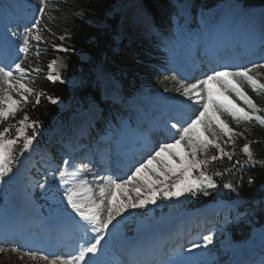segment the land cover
<instances>
[{"label": "snow or ice", "instance_id": "obj_1", "mask_svg": "<svg viewBox=\"0 0 264 264\" xmlns=\"http://www.w3.org/2000/svg\"><path fill=\"white\" fill-rule=\"evenodd\" d=\"M39 16L34 18L30 27L24 29V34L19 37V52L27 53L30 48V41L37 42L36 55H39V42H41V20L46 13V0H39ZM35 30V31H34ZM17 36V33H11ZM61 40L64 37H60ZM55 47L60 48V45ZM66 50V49H65ZM55 61L48 65L49 74L47 79L59 81L61 77L53 70ZM264 68L262 63H250L240 66H221L219 70L213 69L206 74L202 80L186 83L185 80H178V87L174 90L182 92V95L190 101L199 105L198 114L194 115L187 122L174 123L171 128L177 130L171 142L160 143L146 159L137 162L134 170L126 178L105 176L99 185L98 197L93 189L88 185L83 174L91 172L87 164L73 165L70 160H64L62 166L58 167L54 177H59V187L63 189V199L67 205L75 212L80 220L90 226L93 234L79 247L78 255H45L38 250H28L23 252L20 258L28 256L32 260H42L45 264H88L86 257L89 254L95 255L100 250L105 234L109 226L122 217L129 209L145 208L149 204H155L158 199L171 200L185 195L196 196L203 193L209 194L208 189L217 188V183L213 175L208 174V166L211 162L222 160L227 157L233 159V153L225 151L221 144L227 145L233 142V138L243 133H236L221 119L219 112H227L232 119L239 125L253 120L260 125H264V116L257 115L261 111L254 100L244 91L242 84H247L254 92L264 93V83L258 78L257 69ZM32 72H39V68L31 69ZM256 73V74H254ZM30 69L24 66V60L17 55L16 59L9 63L0 62V124L14 119L20 110L21 103H27L29 95H36V103H39L43 93L36 94L33 88L28 86ZM177 81V76L165 77ZM15 94V96L13 95ZM226 93H234L242 100L246 107H241L229 98ZM15 97H19L18 99ZM53 104L57 100L49 97ZM29 117L25 114L15 125L9 124L0 130V180L13 171L12 165L17 157L14 151L17 145H22L21 153L30 149L37 135L39 121L28 123ZM15 135L12 138V130ZM29 130L31 134H29ZM214 147L217 155H209V149ZM242 152L247 154V162L254 164L256 161L250 144L243 145ZM178 161V162H177ZM240 161H236L239 164ZM264 163V161H260ZM69 167L74 170L69 171ZM214 175H222L216 172ZM69 177L78 178V182L73 186L69 185ZM96 179V177H93ZM251 178L249 183H251ZM41 189L47 187V182L38 185ZM67 186V187H66ZM223 187L235 191L232 183H225ZM129 191L136 194L135 199L129 195ZM121 194L125 198H121ZM87 235V233H86ZM204 247L211 244L213 234L210 232L202 237ZM193 248L201 245H192ZM21 253L19 246L0 243V253L6 251ZM191 250V249H190ZM189 250V251H190Z\"/></svg>", "mask_w": 264, "mask_h": 264}, {"label": "trees", "instance_id": "obj_2", "mask_svg": "<svg viewBox=\"0 0 264 264\" xmlns=\"http://www.w3.org/2000/svg\"><path fill=\"white\" fill-rule=\"evenodd\" d=\"M116 1L75 0V5L71 7L75 8L74 11L67 12L61 17L60 13H57L53 19L51 27L54 30L51 32V46H61L59 50L55 47L54 51H58L66 56L68 69L70 70L69 75L73 76L82 67L81 56L89 53L92 57L96 58L107 48L112 33L108 28L94 24L107 22V24L112 25L114 28L117 26V18H115L116 20H112L106 14L107 10ZM144 1L150 11L156 13L159 7L158 3L164 0ZM248 1L260 2L261 0ZM68 8L69 6L66 7V9ZM80 10L83 12L82 16L77 14ZM88 19H91L92 23H89ZM60 37H64V39L61 40ZM123 56L126 57L124 54L121 55L118 62L121 61ZM40 62H43V64L42 66H38L41 73L37 76V91H35L36 94L43 93L40 96L39 103H36L35 94L29 95L28 102L21 103L20 110L14 119L9 120L7 126L9 124L15 125L25 114L29 117V123L31 121H39V123L45 125L50 122L58 110L49 97L60 100L68 96L70 90L68 85L61 82H52L46 77L50 59L46 60V58L42 59L41 57ZM91 78L93 83L90 82L89 86L96 84V79L93 76ZM80 79L87 84L88 80L86 77ZM91 89L92 94H97V89L92 87ZM14 131L15 129L13 128L12 132ZM243 131L245 138L236 136L233 138V142L227 145L223 144L225 138H221L220 142L224 146L225 151L234 154L233 159L230 161L227 157H224L222 160L211 162L208 166V174L213 175L217 183L216 192L232 196L238 202L249 201L251 195L258 196L264 194V163H260V161H264V128L256 124L244 127ZM246 143L250 144L252 149L253 157L256 161L254 164L248 163L247 155L242 152V146ZM209 155H217V150L212 147ZM236 161H240V163L236 164ZM216 172H221L222 175H214ZM250 178L252 180L251 183H249ZM225 183H232L235 191L223 187ZM212 202L211 196H203L201 193H198L196 196L188 195L185 205L196 208Z\"/></svg>", "mask_w": 264, "mask_h": 264}, {"label": "rangeland", "instance_id": "obj_3", "mask_svg": "<svg viewBox=\"0 0 264 264\" xmlns=\"http://www.w3.org/2000/svg\"><path fill=\"white\" fill-rule=\"evenodd\" d=\"M56 1V0H55ZM58 1V4H59V6H60V15H62V14H65V13H67V12H72V11H74V9L75 8H71L72 6H74L75 5V0H57ZM125 1V0H124ZM124 1H121V0H118L117 1V3L116 4H120V5H122L121 3H123ZM135 2L137 1V0H134ZM208 1H212V0H208ZM216 1V0H215ZM205 3V0H197L196 1V3H195V7H198V6H200V5H202V4H204ZM116 4H114L116 7H118V5H116ZM112 6V8H111V10H109L108 12H107V15L109 16V17H113V15L114 14H117L118 12H119V9H117V10H115V6ZM67 6H69V8L68 9H66V7ZM125 7V6H124ZM264 8V7H263ZM262 8V9H263ZM51 9H52V2L50 1V0H46V13H45V15H47L48 17L51 15ZM261 9V10H262ZM123 10H124V8H123ZM264 10V9H263ZM136 11H137V13L139 14V15H136V16H138V17H140V15H141V13H140V11H138L137 9H136ZM77 13H79V12H77ZM45 15H44V17H45ZM30 16L33 18V20H34V18H36V17H38L39 16V12H38V9H34L33 10V12L30 14ZM44 17H43V19L41 20L42 21V23H41V26L40 27H42V26H44V24H46V22L47 21H45L44 20ZM137 17V18H138ZM120 22H121V25H120V29L118 30V34L120 35V36H122V35H124L125 33H127V35H128V37H129V41H131L132 39H134V37H136L137 35H140V34H144V32H143V30H144V28H147L146 27V25L140 20V19H134V23L131 25V24H129L128 25V28H129V30L128 31H125V27H124V25H125V23H122V20H120ZM252 22H256L257 23V25H259V22L258 21H252ZM31 25V24H30ZM97 25H99V26H105V23H103V22H101V23H98ZM243 26V25H242ZM241 26V27H242ZM258 26H256V28H257ZM256 28H255V30H256ZM262 28H263V26H262ZM147 30V29H146ZM41 35V37H42V39H41V42H39V55L37 56L36 55V51H37V48H36V45H37V42L35 41V40H31L30 41V45H29V48H30V50H29V52L27 53V56H28V54H31V56H29V57H27V58H29V61L28 62H26V59H23L24 61H25V63L28 65V67H29V69H30V72L32 73H30V77H29V80H30V82H28V85L29 86H31L30 84H32L33 85V78H34V74H35V72H32L31 71V69H32V67H31V61H32V59L34 60V59H39V57L41 58V56H43V58H46L48 55H50V54H53V55H55L54 54V52H51V51H49V49H50V43H51V37L49 36V35H47L45 32H44V34H40ZM166 54H167V56H169L170 55V53H169V48H167L166 49ZM24 56H25V54H24ZM171 58V57H170ZM2 62H5V60L3 59L2 60ZM58 65L59 66H62L61 68H59L58 67ZM62 68H66V65H65V58H63L62 56H60V55H58L57 56V54H56V57H55V63H54V67H53V69H54V71H58L59 69H62ZM262 70H264V69H262ZM262 70H260V71H262ZM171 71V70H170ZM100 72L101 73H104V71L102 70V69H100ZM259 72V71H258ZM258 72H256V73H258ZM263 72V71H262ZM262 72H259L258 73V78L259 79H261L260 81L262 82V83H264V74L262 73ZM173 74H175V72H170V77L173 75ZM255 74V73H254ZM101 75H103V74H101ZM176 75V74H175ZM105 76V78H107V79H109L110 77L109 76H107V75H104ZM177 78H178V76H177ZM171 80V79H170ZM178 80H180L179 78L177 79V81H173L172 80V82H168V83H166V85H167V88H165L164 89V91H166L167 93H169L170 95H173L174 97H179V95L182 93V92H169V90H168V87L169 86H175V87H178ZM197 80H199V79H197ZM112 81H113V79H112ZM108 84H109V86H111V84L109 83V82H107ZM190 83H192V82H190ZM165 86V85H164ZM242 86V88L244 89V91L250 96L251 94L250 93H248L247 91H246V86H248L247 84H242L241 85ZM105 87H108V85L105 83ZM248 87H250V86H248ZM113 89V90H110V89ZM251 88V87H250ZM110 92H116V90H115V87H114V84L112 85V87H110L109 88V91H108V93L110 94ZM13 95H14V93H13ZM226 95H228L229 96V98L231 99V100H233L236 104H238L236 101H235V98L233 97V95H235L234 93H226ZM259 95H264V93H259ZM16 98V97H15ZM182 98H185L187 101H188V99H187V97H185V96H182ZM113 100V109H111L110 110V112L108 113V114H104L103 113V115H102V117L101 118H99V121H100V129L101 130H106L107 131V135H110V132H109V129L110 128H113L114 126H116L119 122H121V120L123 119V117H124V113L125 112H130L129 114H131V111H132V115H130L131 116V119L133 120V122H132V124H131V126H133V124L134 123H137V124H139V120H136L135 119V116H136V114H137V116H138V111L135 109V108H130V109H128L129 107H131L134 103V100L132 99L131 100V102L130 103H128V106H127V108H124V110H125V112H120V108L122 107H120L119 105H117V107H116V104H117V100H114V99H112ZM119 100V99H118ZM239 100V102H241L242 104H244L243 103V101L242 100H240V99H238ZM182 103H185L184 101L182 102ZM193 104V102L191 101L190 102V105H192ZM196 105V104H195ZM199 106V105H198ZM244 107H246L245 105H243ZM142 107V106H141ZM185 107H186V105H185ZM184 107V108H185ZM188 108V107H187ZM187 112V111H186ZM195 114H198V112H197V110H195L193 113H192V115H191V118H194V115ZM92 115V111L91 112H89V113H87V114H85V115H83V116H80V117H82V122H81V124L82 123H85L86 122V120L88 119V117H90ZM219 115H220V117H221V119L222 120H224L226 123H227V119H229V118H231L232 119V117L227 113V112H223V111H220L219 112ZM72 123V124H71ZM81 124H80V126H81ZM228 124V123H227ZM77 125V123H76V121H75V118H73V120L68 124V126H65L62 130H61V132H63L64 130H66L67 128H72V127H74V126H76ZM143 125V124H142ZM229 125V124H228ZM121 128V127H120ZM131 128V127H130ZM161 131V130H160ZM86 134V133H85ZM96 134V133H95ZM71 135L72 136H75V135H73V131L71 132ZM175 135H176V133H175ZM174 135V136H175ZM68 137H69V135H68ZM73 138V137H72ZM159 138V137H158ZM71 139V138H70ZM171 140V139H170ZM169 140V141H170ZM168 142V141H167ZM96 146V144H93V147H95ZM104 147V146H103ZM156 148V147H155ZM78 149H79V146H78ZM89 149H91V148H89ZM85 155H88V154H85ZM80 162V161H79ZM81 164H84V162H83V160L80 162ZM95 168L93 167V168H91V170L93 171ZM131 173H128V174H124V175H122V178H126L127 177V175H130ZM97 175H98V173H97ZM88 184H90V185H95V186H98V184L99 183H97V182H95V181H93L92 180V182L90 181V182H88ZM92 189H93V192H94V194H96L97 195V197H98V190H99V188L96 190V188H94V187H92ZM129 195H131L132 197H133V199H135V197H136V194L134 193V192H132V191H129V193H128ZM118 195L123 199V198H125V197H123L121 194H119L118 193ZM56 201H57V210H59V211H61V210H63L64 208H63V204H64V199H63V195H59V196H56ZM69 209H71L68 205H66ZM153 206L154 207H156V203L155 204H153ZM174 207H175V205H174V203H171V205H170V207H169V209H170V211L172 212V213H174ZM144 209H146V207L145 208H137V209H129V210H127L124 214H123V216L122 217H117V219H120V218H128L129 217V213H133L134 214V221H132L131 220V218L130 219H128L127 221H124L123 223H122V225H121V228H118L117 230H113V231H109L108 230V232L105 234V239L102 241V242H104L105 243V249H107V248H109L110 246H115V247H118V246H120V244H121V241H122V238H124V233H126L127 231H130L131 230V226L132 225H135V226H139V225H143L144 226V228H150V227H153V226H158L157 224H155L154 222H153V220H151V215H149V216H147V217H144V215H142V212H143V210ZM263 216H264V213H261ZM148 220H150V221H148ZM15 221L16 220H14L12 223H11V225L10 226H12V227H15L16 226V224H14L15 223ZM260 219L257 217V215H255V214H250L248 217H246V218H243L242 220H240V225H238L237 226V228H238V230H239V232L237 233V235L240 233V231L244 228V227H249L250 229L251 228H254V227H257V226H259V225H262V224H259L258 225V223H260ZM22 225V224H21ZM162 225H164V223H162L161 224V226ZM236 226V225H235ZM240 226V227H239ZM22 226H19V228H21ZM159 229V228H158ZM159 231H160V229H159ZM160 233H162V231L161 232H159V234ZM159 234H158V236H159ZM213 234V241H212V243L211 244H209V245H207V247H204L203 245L204 244H199V245H201V247H198V248H193L192 246H189V249H191V250H197V254H194L191 258H181V259H179V260H181L184 264H208V260H212V259H216V258H225L226 256H227V253L226 252H224V250L227 248V247H232L230 244H229V238H230V234H229V236H222L221 234H216V233H212ZM222 236V238H220ZM146 238H149V237H146V236H144V239L143 240H141L140 241V245L142 244V242L143 241H145L146 240ZM220 238V239H219ZM178 238L177 237H175V240H177ZM215 239H219L218 241H214ZM132 244H134V242L132 243ZM183 244V242H181L179 245H178V247L179 246H181ZM133 247V246H132ZM135 247V246H134ZM136 248H134V250H135ZM223 250V251H222ZM183 251H184V249L183 250H181V251H179L180 253H183ZM24 251H22L21 253H23ZM218 252H221L220 254H218ZM19 254V253H12L11 251H6V252H4V253H1L0 254V264H2V262H7V263H10V264H35L34 262L36 261V260H32V259H30L28 256H23V258L21 259L20 258V256L22 255V254ZM112 254V252L111 253H106V255L107 256H109V255H111ZM240 257V256H239ZM198 258V259H197ZM218 258V259H219ZM174 259H176V258H174ZM173 259V260H174ZM239 259V258H238ZM38 261L40 262L41 260H37V264H38ZM260 262V261H259ZM41 264H45V262L44 261H42L41 262Z\"/></svg>", "mask_w": 264, "mask_h": 264}, {"label": "bare ground", "instance_id": "obj_4", "mask_svg": "<svg viewBox=\"0 0 264 264\" xmlns=\"http://www.w3.org/2000/svg\"><path fill=\"white\" fill-rule=\"evenodd\" d=\"M13 2H18L19 0H12ZM124 1V0H121ZM224 3H222L219 7H217V10H224V13H227L228 16V24L226 25V28L229 29L231 28L233 30V34L230 36V38L227 39V43L230 47L233 46V44H236V46L234 48H237V46L240 43V35L242 32V29L245 25H248L250 22L252 21H258L259 25H257L258 27L256 28V30H254L253 32V36L255 34H257V32H259L262 29V26L264 27V8L263 7H255V8H251L249 9L247 12H245V15H242L240 17H237V19L234 21L233 18L231 17V11H233V9L237 6V2L235 0H225L223 1ZM263 8V9H262ZM118 7L115 6V10H117ZM136 9L138 11H140L141 15H140V20L146 25V29L149 30V28L152 26L151 20L149 18H147L144 15V9L140 3L139 0L135 1H131L129 3H127L124 7V18H123V23H126L128 21L129 15L132 13L134 15H139L136 11ZM262 9V10H261ZM243 25V26H242ZM242 26V27H241ZM253 36L251 35L249 37V40L247 42V45L252 44V40H253ZM3 37L2 34V30H0V38ZM227 48V47H225ZM234 53V52H233ZM0 56H4V60L5 62L9 63V61H13L16 59V55H13L12 53L8 52V50L6 49L5 45L3 47L0 46ZM232 56H231V60H232ZM242 64V63H241ZM107 82H109L111 84L110 87H112L113 85V81L112 78L110 77L109 79H107ZM110 90H113L112 88ZM183 96V95H182ZM135 99V98H134ZM133 99V100H134ZM188 99V98H187ZM189 100V99H188ZM134 104L129 107L130 108H135L138 111V116L136 114L135 119L139 120V124H137V129H140V127H143L145 124L149 123L151 121V118L149 117V114L144 110L142 106V104L137 101L136 99L133 102ZM176 103H179L178 101H176ZM185 106H183L180 109H184ZM188 105H186L185 108H187ZM189 108V107H188ZM132 111L131 114L132 115ZM183 116H186V111H184ZM89 118V117H88ZM131 118V117H130ZM75 121L77 123L76 126L72 127V128H67L69 129V138H72L74 136L71 135V132L73 131V135H76L78 133V129L80 127V124L82 122V117H75ZM72 124V123H71ZM143 124V125H142ZM163 124H159V128L154 127V129L156 130V132H164L165 138H166V142L169 141L171 139V136H168L169 130H167L165 127V130H161L160 131V126H162ZM134 126H131V128H133ZM120 128V127H118ZM85 135H88V133H86ZM138 135V134H137ZM135 135V137L137 136ZM160 135L162 134H155V137H153L154 139H157ZM160 138V137H159ZM107 140L109 142H111L113 139H110L107 137ZM133 140H129L127 138L124 139V143L129 145L132 144ZM140 142V140H139ZM142 147L144 148L145 145L144 143L141 141ZM155 147H158V145H155ZM78 149V146H77ZM85 153V152H84ZM88 157V155H84V157L82 159H80V162L83 160V162H85L86 158ZM103 162V159H97V166L99 164V162ZM78 165V164H75ZM95 168V167H94ZM97 171L94 169L91 172H86L84 174H86L87 176H89L88 182H92L95 181V179L93 177H98L97 175ZM87 182V183H88ZM90 186V184H88ZM71 186V185H69ZM67 187V186H66ZM16 226L12 227L9 226V228H7V232H11L13 229H19V226H22L21 221L17 220L15 221ZM205 226H211L210 222H207ZM26 231L29 233L31 231V228H27ZM159 232H161V230L159 231L158 228L152 229V230H148V229H140L138 230L133 236H131L132 238L130 240L126 239L125 242H123L125 244V246H129L130 250L133 251L132 252V258H134V248L135 251L138 253L140 252L141 255L147 259V258H151L152 256V248L154 246H157V239L163 234L162 233L159 234ZM159 234V236H158ZM144 236L149 237L146 238L145 241L142 242V244L140 245V241L144 239ZM0 237H4V234H1ZM23 242V241H22ZM134 242V244H132ZM133 246V247H132ZM135 246V247H134ZM67 252V251H66ZM70 252V251H68ZM95 258H98L99 260L102 259L100 252H98L97 254L93 255ZM90 259L92 260V258L90 257ZM242 256L240 255L238 260H241ZM150 262V261H149ZM263 260L261 259L260 262H258L257 264H263ZM101 264V263H98ZM145 264V263H143ZM148 264V262H147ZM151 264V262H150ZM167 264H178L176 262H167Z\"/></svg>", "mask_w": 264, "mask_h": 264}]
</instances>
